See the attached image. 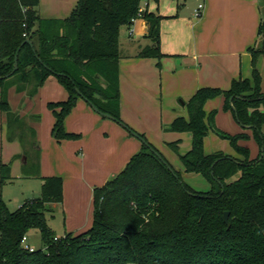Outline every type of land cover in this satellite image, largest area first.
Here are the masks:
<instances>
[{
  "label": "trees",
  "instance_id": "trees-1",
  "mask_svg": "<svg viewBox=\"0 0 264 264\" xmlns=\"http://www.w3.org/2000/svg\"><path fill=\"white\" fill-rule=\"evenodd\" d=\"M140 2L79 0L70 18L50 20L39 14L40 0H0V108L8 110L10 127L22 117L8 108V86L14 83L21 92L31 86L28 95L33 97L54 76L68 93L66 100L48 104L55 115L52 135L58 142L81 137L65 129L80 98L110 114L133 135L136 131L120 116V30L132 25ZM163 18L144 12L145 37L151 44L138 57L165 56ZM259 36L264 38V21ZM27 39L33 46L25 43ZM248 51L251 78L233 80L228 90L199 89L187 103L190 120L178 117L170 126L192 133V148L180 159L185 172L203 176L210 190L198 191L186 183L181 172L139 133L150 146L144 144L122 172L94 188L93 221L86 231L58 237L47 223V205L64 201L60 176L45 177L41 196L15 211L0 199V264H264V91L258 69L264 48ZM220 96L224 110L252 130L261 148L256 158L239 143L251 139L248 133L221 131L215 123L217 110L205 111L207 101ZM211 131L228 139L241 157L222 151L207 154L205 138ZM170 145L178 150V142ZM7 169L1 165L2 180ZM33 229L40 231L43 246L31 252L22 241Z\"/></svg>",
  "mask_w": 264,
  "mask_h": 264
},
{
  "label": "rangeland",
  "instance_id": "rangeland-1",
  "mask_svg": "<svg viewBox=\"0 0 264 264\" xmlns=\"http://www.w3.org/2000/svg\"><path fill=\"white\" fill-rule=\"evenodd\" d=\"M56 1L58 0H46L49 4L55 3ZM200 2L203 3L204 0H141L140 7L144 10L148 8L150 11L157 12L163 16L167 15L162 21V33L169 32V34H172L174 29H176L179 35L183 33L182 36H184L189 32L187 29L189 26L194 29L192 31H199L200 25L193 26V23L197 24L196 21L202 18L201 16L195 15V9ZM174 24L178 25L172 26ZM129 31V27H121L120 40L122 45H128L130 42ZM176 36L177 34L171 35L172 38ZM258 47L264 48L263 36H260ZM180 59L182 58L173 60V57L168 58L165 56L162 58H144L135 70L136 73H133L131 77L138 81V84L149 87L155 94H143L144 97H141V100L145 101L143 102L141 113H143L144 106L145 110L150 113L146 116L147 120L145 121L147 123L149 120L150 124L148 123V128L151 132L147 135L148 139H146L152 142L156 146V149L166 156L174 166L177 167L179 165L182 168L183 164L180 156L192 148L193 136L190 131H174L170 129V126L179 115H183L187 121L190 120L188 106L187 104L183 105V102L188 103L190 101L194 93L193 90L195 89H184L187 88L185 81L189 79V76L182 74L181 71L183 69L181 67L182 65L179 64ZM183 59H188L191 63L195 64L191 56H186ZM260 66L264 86L263 60L260 62ZM195 70L198 71L199 68L196 66ZM190 73L192 75V72ZM130 79V77L124 75L123 80L126 88L129 87L130 90L136 91ZM24 95L25 93L19 91L14 83L8 86L7 100L10 111L20 113ZM1 96L2 91L0 89V101ZM67 97L68 93L64 86L56 77L52 76L50 79L48 78L34 95V105L31 108V112L29 115L21 116L20 123L14 122L13 126L10 127L8 110H2L0 108V199L5 202L10 211H15L24 203L34 198H39L42 193L43 180L49 176V173L62 172L64 175L66 174V168L68 166L63 165L60 157H53V146L51 145L54 141L52 128L55 115L48 104L50 101L58 102L66 100ZM222 100L214 104L218 108L216 126L221 131L234 135L236 132H240L241 126L233 118L234 116L231 112L224 111V102ZM94 111L96 110L94 109ZM98 114L101 115L100 113ZM73 126H77V124L74 123ZM236 129H239V131H236ZM13 130L16 131V134L12 133ZM97 132L87 136L81 148L100 152V150L109 147L114 142L112 140L115 138L111 136L108 140L104 131ZM262 133L264 135V126ZM209 135L205 138V148L210 152L212 150H221L225 153L236 154L235 149L228 139L217 135L213 131ZM134 137L138 139L142 146L144 145V142L140 138ZM78 140L80 139H74L72 141L78 142ZM174 141H178V145H180L177 151L170 145ZM64 145L62 149L63 147L68 149V144ZM78 145L75 144L70 147L72 152L74 150V156L77 159L82 155L81 148ZM248 145L252 155L257 156L261 151L260 145L253 136ZM114 148L116 152V146ZM262 151L264 154V146L262 147ZM128 156L124 151L120 152L115 161V164H118L117 171L115 172L118 173L114 174L118 175L125 169L131 158ZM96 158L97 156L92 159L91 168L92 170L95 169L94 172L96 171L98 179L96 186H99L104 184L110 171L106 168L103 169L101 165L94 164ZM2 164H5L8 168V172L4 173V180L1 177ZM185 174V182L195 190L204 192L210 190L211 184L203 176L186 172ZM58 176L64 182L63 175L59 173ZM236 178L237 176L233 177L232 180ZM65 183L66 194L64 192L63 203L49 204L47 205L46 211L47 223L58 237H64L79 222H82V224L88 222L93 210L91 207L93 205L94 188L91 189L89 187L90 193H88L89 191L86 188L77 186L76 188L73 186L68 188L67 175ZM28 244L34 248L43 246L39 230L33 229L29 232Z\"/></svg>",
  "mask_w": 264,
  "mask_h": 264
},
{
  "label": "crops",
  "instance_id": "crops-1",
  "mask_svg": "<svg viewBox=\"0 0 264 264\" xmlns=\"http://www.w3.org/2000/svg\"><path fill=\"white\" fill-rule=\"evenodd\" d=\"M78 1L79 0H58L55 3L49 4L48 2H46V0H40L38 12L43 19L65 20L71 17L72 13L78 5ZM200 4H204V9L201 15L202 18L196 21L197 24L193 23V26L200 25L199 31H192L194 29L189 26L187 28L189 32L186 33V35L182 36L183 33L179 35L178 31L174 29L172 34H177V36L175 38H172V34H169V32L162 33L161 28V51L165 55V57H173V60L182 58L180 59L179 63L182 65L181 67L183 69L181 72L182 74H185V76L186 74L187 76H189V79L185 81V83L187 84V88L184 89H195L193 90V95L199 89L205 87L228 90L231 87L233 80L239 78H251L253 70L252 56L248 49L254 46L258 47V43L260 40L259 29L261 23L264 21V0H204V2H200L198 6ZM146 10L149 12H154L150 11L148 8ZM154 13L161 15L157 12ZM163 17L165 18L167 17V15ZM177 25L178 24H174L172 26ZM129 30H133L134 35H131L129 31L130 42L128 43V45H122L120 40V50L122 54L119 62L121 96L120 116L124 123H126L136 132L144 135L148 139L147 135L151 132L148 128L150 122L148 120V122L146 123L145 120H147L146 116H148L149 112L145 110L144 106L143 113H141L143 102H145L141 100V97H144L143 94H155L153 90H150L149 87L138 84V81L133 79L131 75L133 73H136L135 70L144 59L137 56L139 51L144 47L150 45L151 41L145 37L148 32V26L144 19L137 20L133 25L129 27ZM186 56H191L192 61H194L195 64L191 63L188 59H183ZM262 60L264 61L263 55L259 58L258 61V69L261 75L262 70L260 62ZM196 66L197 68H199L198 71L195 70ZM190 72H192V75ZM124 75H127L131 78L130 81L132 82L133 88L136 89V91L130 90L129 87L126 88L123 80ZM30 89L31 86L27 87V90L24 91L25 95L19 113L22 117L29 115L31 112V108L34 105V96L30 97L28 95V91ZM262 89L264 91L263 77ZM162 91H164V89H162ZM193 95L191 96V98L193 97ZM221 99H223L222 101L225 103L222 96L208 100L205 105V111L207 113H210L213 110H217L218 113V108H216L214 104H217V101H221ZM186 104L187 103L183 102V105ZM225 112L230 113L231 111ZM178 117L184 116L179 115L176 118ZM233 118L235 119V117ZM74 123H76L77 126H73ZM240 126V132H236V134L246 132L252 137V130L250 128H244L241 124ZM89 127L91 128L88 129ZM65 129L69 133L81 135L80 140H78V142H74L72 140H63L61 142H58L56 139H54L51 145L53 146V157H60L63 165L68 166V168H66L65 175L62 172H51L48 174L49 176H58L59 173L63 175L65 194L66 175L68 177V188L70 186L76 188L77 186L86 188L89 191V187L91 189L97 187L96 183H98V179L96 171L94 172L95 169L92 170L91 168L92 159H94L95 156H97V158L94 160V164L96 163L98 165H101L103 169L106 168L108 169V171H110V174L107 176L106 181L104 182L105 184L108 180L116 175L114 173H118L115 172L117 171L118 167V164L116 165L115 161L117 160L120 152L124 151L126 155H129L128 157L132 158V156H134L142 149V144L138 141V139L130 134V132L126 128L110 118L99 115L83 98H80L78 100L76 107L67 117L65 121ZM97 131L99 133L101 131H104L105 135L108 137V140L111 136L114 137L115 139L112 140L114 142L111 143L109 147L100 150V152L93 151L91 149L85 150L84 148H81L83 147L81 145L83 144V141L85 142L87 136L93 135ZM236 131H239V129H236ZM249 141H241L239 143L240 145L249 148ZM150 143L153 144L152 142ZM64 144H68V149H65L64 147L62 149V146ZM75 144H79L78 146H80L82 151V155L79 159L74 156V150L73 152L70 150V147ZM115 146L117 149L116 152L114 151ZM153 146L155 145L153 144ZM179 146L180 145H178V147ZM190 149L187 152H189ZM217 151L218 150H212V152H210L207 148H205V152L207 154H211ZM187 152H185L184 154H186ZM225 154L231 155L233 157H241L237 153ZM259 154L260 152L258 153V155ZM257 156L252 155L251 153L252 159L256 158ZM172 166L177 171H180L183 177L186 175L184 167L180 168L179 165L176 167L173 164ZM88 193H90V191ZM91 208L93 209V205ZM92 221L93 210L88 222H86L85 224L79 222V224L73 226V228L69 232L77 234L86 231L91 227Z\"/></svg>",
  "mask_w": 264,
  "mask_h": 264
},
{
  "label": "water",
  "instance_id": "water-1",
  "mask_svg": "<svg viewBox=\"0 0 264 264\" xmlns=\"http://www.w3.org/2000/svg\"><path fill=\"white\" fill-rule=\"evenodd\" d=\"M25 43H27V44H30L31 46H33V42L31 41V40H29V39H27L26 41H25ZM18 69V56H16V59H15V68H14V71H16ZM232 100V99H231ZM91 106L98 112V113H100L102 116H104V117H107V118H110V119H112V120H114V121H116V119H114L110 114H107V113H103V112H100L93 104H91ZM120 124V123H119ZM120 125H122V124H120ZM123 126V125H122ZM124 128H125V126H123ZM133 135L134 136H136V137H138V138H140L143 142H144V144L145 145H147L148 147L150 146V143L145 139V138H142V137H140L139 136V133H137V132H133ZM161 160H163L164 161V159H163V157H162V155L158 152V151H156L155 149H151ZM262 156H264V154H262ZM167 165H168V163L166 162V161H164ZM169 168H170V170L174 173V170L172 169V167H170L169 166ZM176 175V174H175ZM224 219H225V222H226V224L228 225V227L230 228V226H231V223H230V221H229V213L228 212H226L225 213V215H224Z\"/></svg>",
  "mask_w": 264,
  "mask_h": 264
},
{
  "label": "built area",
  "instance_id": "built-area-1",
  "mask_svg": "<svg viewBox=\"0 0 264 264\" xmlns=\"http://www.w3.org/2000/svg\"><path fill=\"white\" fill-rule=\"evenodd\" d=\"M140 1H141V0H140ZM203 9H204V4H200V5L195 9V15H196V16H201V15H202V11H203ZM145 11H146V9L144 10V9H142V8L140 7V10H139L138 16L132 19V25H133L137 20H139V19H143V14H144ZM130 34H131V35H134V31H133V30H130ZM24 36H26V34H24ZM56 240H57V238H56ZM22 243H23V246H24L27 250H29V251H31V252H33V251L35 250L34 247H32L30 244H28V235L24 236Z\"/></svg>",
  "mask_w": 264,
  "mask_h": 264
}]
</instances>
